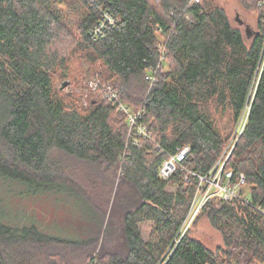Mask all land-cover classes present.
<instances>
[{"label": "trees", "instance_id": "1", "mask_svg": "<svg viewBox=\"0 0 264 264\" xmlns=\"http://www.w3.org/2000/svg\"><path fill=\"white\" fill-rule=\"evenodd\" d=\"M188 1L0 0V180L69 190L97 212L61 176L52 160L60 152L115 185L108 217L113 210L119 217L100 242L103 221L88 240L0 223V264H37L32 250L56 244L79 262L86 258L83 264L264 262V0H244L258 12L249 43L223 8ZM105 14L114 22L105 23ZM91 75L96 89L65 92ZM65 80L68 86L56 87ZM106 89L118 103L144 107L141 123L151 138H140V147L127 141L126 116ZM227 146L223 176L231 171L232 183L244 176L248 192L239 196L248 203L213 195L202 206L192 223L204 216L223 237L212 251L189 228L179 231L198 188L195 175L209 173ZM183 147L181 168L161 179L162 162ZM143 222L152 224L148 241L138 229ZM52 253L48 264H76Z\"/></svg>", "mask_w": 264, "mask_h": 264}, {"label": "rangeland", "instance_id": "2", "mask_svg": "<svg viewBox=\"0 0 264 264\" xmlns=\"http://www.w3.org/2000/svg\"><path fill=\"white\" fill-rule=\"evenodd\" d=\"M244 3V0H204L205 6L212 5L223 8L231 24L241 30L247 43H249L251 41V33L256 30L258 12L252 7L246 8ZM90 69L91 67L85 63L83 70L85 72L88 70L89 73ZM91 80L92 75L86 81L84 80L85 82H79L75 87H73L74 84L66 85L68 87L65 92L73 90L75 93L81 95L85 92ZM64 82L69 84V80L56 81V87L62 90L61 84ZM98 93L100 94V92ZM245 120L246 118H241L239 121L228 146L240 133ZM228 146L219 160H224L229 155L231 148L228 149ZM52 160H55L57 167L60 166L61 171H63L61 176L74 183L79 192H81L82 197L90 201L98 211L93 212L89 206H86L83 201L69 190H60L55 186L39 191L31 189L26 185H19L16 182L3 179L0 180V223L12 228H21L33 224L39 232L47 236L66 240H88L94 237L101 225L100 223L103 221L102 234L99 236L100 242L106 228L107 230H111L113 228L112 223L115 221V226H117V222L119 221L117 212L114 210L113 215L110 218L108 217L111 201L114 198L115 185L112 188L111 184L104 182V175L102 173L94 172L86 164L66 157L60 152H54ZM220 182L221 184H225L222 178H220ZM234 188L238 195L241 191L240 196L246 195L248 192V187L244 184L235 185ZM169 189L172 190L171 188ZM213 189L218 190L215 186H213ZM213 194L219 195L220 193L213 190ZM190 221L188 233L190 237L201 242L212 251L217 249V247H223L221 233L210 225L206 217L201 216L194 224L191 219ZM151 227L152 224L149 222L138 224V229L145 241L149 240ZM119 242L116 241L115 244ZM53 246L51 249L45 251L31 247L30 251L33 249L34 256L30 259L33 262L37 261V264H48V261H51L50 258L46 260L44 257L54 252L68 257L70 262L76 264L79 262L78 256L80 255H76V253L71 255L72 252L66 250L64 247H59L58 244ZM19 254L18 256L21 257ZM85 260L86 258L81 260L79 264H83ZM219 260L221 264H235L228 257L224 259L221 257ZM258 264H264V262Z\"/></svg>", "mask_w": 264, "mask_h": 264}, {"label": "built area", "instance_id": "3", "mask_svg": "<svg viewBox=\"0 0 264 264\" xmlns=\"http://www.w3.org/2000/svg\"><path fill=\"white\" fill-rule=\"evenodd\" d=\"M202 0H189L188 1V7L194 6V5H201ZM104 22H114V20H111L110 17L105 14L104 15ZM184 18L187 22H191L193 20L192 15L189 13H186L184 15ZM103 24H99L95 30L94 33H100L102 30ZM146 79L152 84L154 82L153 76H147ZM98 85V82L95 80H91L89 82V87L92 89H96ZM106 97L112 98L115 100V102L118 105L119 111L123 112L126 116V122L128 127L127 132V141H130L133 145L140 147L139 139H150L151 135L146 127L145 124L141 123V118L144 115L145 109L143 106L138 107L137 109H133L129 106H127L124 103H118L116 94H114L110 89L105 90ZM153 148L160 150V146H158L156 143L153 144ZM189 151L188 147H183L177 152L169 156L166 160H164L158 170L159 177L163 180L169 179L180 167L181 162L184 160L185 156L187 155ZM162 152V151H161ZM228 155L225 157L224 160L220 159L219 162L215 165V167L206 175L204 176H197L198 179V188L197 191L194 194L191 207L189 209V212L184 220V222L181 225L180 228V234H184L187 229L189 228V221L190 219L193 221L196 215L200 212L202 206L214 195L213 190L220 193L219 195H222L221 198L225 202L232 201L234 199H237L239 201L248 203V200L241 198L236 192L234 186H239L240 184H244V176L239 175L236 182L232 183L233 174L231 171L225 172L223 176V166L227 160ZM220 178L224 179L225 184H221ZM188 177L186 176L184 178V181H188ZM213 186H215L217 189H213ZM261 214L264 215V212L261 211ZM194 217V218H193ZM191 223V221H190Z\"/></svg>", "mask_w": 264, "mask_h": 264}, {"label": "water", "instance_id": "4", "mask_svg": "<svg viewBox=\"0 0 264 264\" xmlns=\"http://www.w3.org/2000/svg\"><path fill=\"white\" fill-rule=\"evenodd\" d=\"M66 85H67V82H64L61 87L64 88L66 87Z\"/></svg>", "mask_w": 264, "mask_h": 264}, {"label": "bare ground", "instance_id": "5", "mask_svg": "<svg viewBox=\"0 0 264 264\" xmlns=\"http://www.w3.org/2000/svg\"><path fill=\"white\" fill-rule=\"evenodd\" d=\"M167 157V156H166Z\"/></svg>", "mask_w": 264, "mask_h": 264}]
</instances>
